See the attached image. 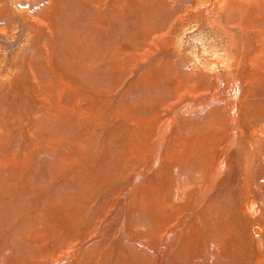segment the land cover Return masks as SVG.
Instances as JSON below:
<instances>
[{"label":"rangeland","instance_id":"374dc122","mask_svg":"<svg viewBox=\"0 0 264 264\" xmlns=\"http://www.w3.org/2000/svg\"><path fill=\"white\" fill-rule=\"evenodd\" d=\"M0 264H264V0H0Z\"/></svg>","mask_w":264,"mask_h":264},{"label":"bare ground","instance_id":"6f19581e","mask_svg":"<svg viewBox=\"0 0 264 264\" xmlns=\"http://www.w3.org/2000/svg\"><path fill=\"white\" fill-rule=\"evenodd\" d=\"M253 232H254V233H257L258 230H257L256 228H253ZM254 235H255V234H254Z\"/></svg>","mask_w":264,"mask_h":264}]
</instances>
